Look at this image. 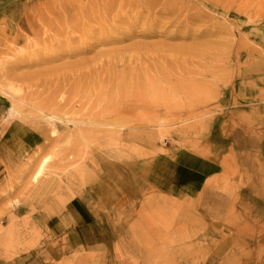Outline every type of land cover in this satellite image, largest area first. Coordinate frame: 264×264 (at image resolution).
Returning <instances> with one entry per match:
<instances>
[{
  "label": "rangeland",
  "instance_id": "1",
  "mask_svg": "<svg viewBox=\"0 0 264 264\" xmlns=\"http://www.w3.org/2000/svg\"><path fill=\"white\" fill-rule=\"evenodd\" d=\"M0 102V264H264V0H0Z\"/></svg>",
  "mask_w": 264,
  "mask_h": 264
},
{
  "label": "crops",
  "instance_id": "2",
  "mask_svg": "<svg viewBox=\"0 0 264 264\" xmlns=\"http://www.w3.org/2000/svg\"><path fill=\"white\" fill-rule=\"evenodd\" d=\"M2 107L3 104L0 102V117L5 112ZM194 154L188 150L180 151L178 155L167 161L162 169L165 186L186 192L200 189L203 179L215 171V164L207 158ZM72 200L68 212L72 217L85 221L89 216L86 208L80 201Z\"/></svg>",
  "mask_w": 264,
  "mask_h": 264
},
{
  "label": "bare ground",
  "instance_id": "3",
  "mask_svg": "<svg viewBox=\"0 0 264 264\" xmlns=\"http://www.w3.org/2000/svg\"><path fill=\"white\" fill-rule=\"evenodd\" d=\"M42 53V52H41ZM45 53V52H44ZM39 54V53H38ZM51 54H53V53H51ZM55 54H53V56H54ZM42 56V55H41ZM40 57V56H39ZM51 57V56H50ZM35 58V57H34ZM33 58V59H34ZM53 58V57H52ZM42 59V58H41ZM50 60V59H49ZM16 64V63H15ZM40 64V63H39ZM25 77V76H24ZM37 78V77H36ZM34 83V82H33ZM36 84V83H35ZM37 86V85H36ZM131 100V99H130ZM139 103V102H138ZM137 106V105H136ZM135 107V106H134ZM125 108V107H124ZM122 109V108H121ZM118 111H120V110H118ZM122 111V110H121ZM120 113V112H119ZM117 114H118V112H117ZM120 114H122V113H120ZM57 120H59L60 118H56ZM62 120V119H61ZM44 161H42L41 163H40V165H39V167L37 168V170L34 172V175L32 176V179H37L40 175H41V173H42V170H43V167H44Z\"/></svg>",
  "mask_w": 264,
  "mask_h": 264
}]
</instances>
